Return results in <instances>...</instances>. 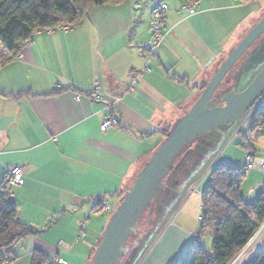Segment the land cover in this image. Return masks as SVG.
Segmentation results:
<instances>
[{
    "label": "crops",
    "instance_id": "crops-1",
    "mask_svg": "<svg viewBox=\"0 0 264 264\" xmlns=\"http://www.w3.org/2000/svg\"><path fill=\"white\" fill-rule=\"evenodd\" d=\"M157 1L95 6L67 33L35 34L19 59L0 44V91L12 94L0 97V184L8 167H22L25 181L11 203L20 221L39 229L15 246L17 258L8 264H31L34 248L63 260L55 264H89L112 211L165 128L190 108L255 20L256 0H202L192 16L181 11L189 0H166L168 32L147 64L141 43ZM96 80L103 100L89 93ZM23 90L36 96H13ZM112 115L120 124L102 131L103 118ZM238 142L226 139L194 175L197 190L188 186L179 196L140 264H171L197 238L201 192L212 169L245 166ZM257 144L255 157L264 161ZM263 191L264 173L247 172L244 199L254 202ZM99 198L109 209L96 206ZM263 249L264 234L248 260Z\"/></svg>",
    "mask_w": 264,
    "mask_h": 264
},
{
    "label": "trees",
    "instance_id": "trees-1",
    "mask_svg": "<svg viewBox=\"0 0 264 264\" xmlns=\"http://www.w3.org/2000/svg\"><path fill=\"white\" fill-rule=\"evenodd\" d=\"M117 1L0 0V44L12 54L14 59H19L22 48L28 46L27 42L35 34L43 32L49 34V28H58L64 25H70L72 29L95 6ZM190 1L192 0L185 3ZM231 72L226 80L232 75ZM237 79L238 72L232 75V83L228 87L233 89L232 85L237 83ZM206 84L199 88V95ZM221 89H225L224 85L221 86ZM1 96H12V94H5L0 91ZM13 96L23 98L36 95L29 90H23ZM246 121L247 125H243L237 131L238 145L246 153L250 152L255 156L257 152L255 146L264 136V102ZM171 126L172 124L165 128L164 137ZM188 149L189 147L181 154V165L185 163L186 157L189 155ZM210 177V182L201 192V216L203 220L199 223L198 236L171 264H231L264 220V191L254 202H247L242 196V185L246 178L245 166L238 167L221 163L212 169ZM171 181L173 179L170 178L165 190L168 189ZM165 190L164 192H166ZM125 192H123L118 205ZM13 198L8 196L7 186L2 182L0 184V264H8L14 261L17 258L14 253L15 246L23 239L35 235L39 231V229L19 220L17 206L11 203ZM104 202L106 201L103 198H99L96 206L102 207L100 209L102 210ZM155 210L156 206L152 213ZM144 220L145 218L140 222V228ZM143 232L142 228L139 235ZM206 234L210 235L212 239L211 251L205 250L202 244ZM144 236L145 233H143L142 238ZM49 260L51 259L39 248L32 250L31 264H47ZM243 264H264V249L257 252L252 259L245 260Z\"/></svg>",
    "mask_w": 264,
    "mask_h": 264
},
{
    "label": "water",
    "instance_id": "water-1",
    "mask_svg": "<svg viewBox=\"0 0 264 264\" xmlns=\"http://www.w3.org/2000/svg\"><path fill=\"white\" fill-rule=\"evenodd\" d=\"M263 34L264 16L222 61L190 108L175 119L112 212L89 264H126L132 240L141 231L139 224L154 211L167 182L182 163L181 154L205 133L249 117L261 105L264 67L243 90L221 86Z\"/></svg>",
    "mask_w": 264,
    "mask_h": 264
},
{
    "label": "rangeland",
    "instance_id": "rangeland-1",
    "mask_svg": "<svg viewBox=\"0 0 264 264\" xmlns=\"http://www.w3.org/2000/svg\"><path fill=\"white\" fill-rule=\"evenodd\" d=\"M150 2H152V0H142L143 6ZM143 6L142 8L145 11V8ZM252 6L255 11L253 15L255 16V20L253 21L254 24L250 26L251 28L264 16V0H256L252 3ZM234 15H236L238 19L240 18L237 14ZM232 16H230L231 18L229 17L230 20L235 17ZM257 19L259 20L257 21ZM248 25L249 24L247 23L246 27ZM1 48L2 47L0 46V49ZM234 48L228 49L227 56ZM1 59L2 57L0 56V60ZM263 67L264 34L261 36L260 45L256 46L255 50L253 49V47H251L249 51L246 52L237 63L236 68H238L239 70V76L237 83L232 85L233 90L239 91L246 88ZM225 83L226 80L224 81L223 85H225ZM262 100H264V94L259 102ZM246 120L247 116H244L242 119L233 122L225 127L211 130L190 144L188 149L189 155L186 157L185 163L177 168V170L173 173L171 177L173 181L170 182V186H168V189L165 190L166 192H164V194L161 196L159 202L156 205L155 212L152 213L150 217L149 213L145 215V220L141 225V229L143 228V233H145V236L142 238V233L141 235L138 234L133 238L131 254L128 257L126 264L141 263L140 261H142V259L145 257V251L147 250L149 245V248L151 247V244L153 243L152 241L155 239L159 228L171 216L169 214L173 211L179 199V196L183 195L186 192V189L188 190V186H192L190 183L191 179L197 172H199L206 166V164L217 153L218 149L226 139L229 143L233 142V140L239 141V137L236 135V133L240 127H242L243 125H247ZM257 148L260 149V152L264 153V137L257 144ZM188 191H190V188ZM211 246L212 239L210 235L206 234L203 238V247L205 250L211 251ZM248 256L247 258H245L246 261L248 260Z\"/></svg>",
    "mask_w": 264,
    "mask_h": 264
},
{
    "label": "built area",
    "instance_id": "built-area-1",
    "mask_svg": "<svg viewBox=\"0 0 264 264\" xmlns=\"http://www.w3.org/2000/svg\"><path fill=\"white\" fill-rule=\"evenodd\" d=\"M200 1L201 0H192L188 3H184L181 6V11H184L191 16L196 14ZM169 11H170V7L167 1L159 0L156 2V4L154 5V7L150 12L149 38L141 43V48L146 53V58L148 60L147 64L157 55V52L166 37V34L168 32L167 19H168ZM59 30L63 33H67L69 32V30H71V26L64 25L58 28H49L48 33L54 34L56 31ZM38 32L40 33V31ZM33 42L34 41L31 39L29 42H27V45L31 46ZM89 93L95 94L97 99L103 100L104 98L101 92V84L98 80H96L94 87L89 90ZM80 97L81 95L78 94L77 99H80ZM261 102L263 103L264 100H262ZM118 123H119V119L116 116L113 115L105 116L101 122V130L106 131L109 128L118 125ZM245 170L246 173L251 170H256L264 173V161L256 159V157L252 153L247 152L245 155ZM24 181H25L24 173L21 166L17 165L7 168V172L3 182L7 186V193L10 198L14 197V188L23 185ZM196 190L197 187H195V185L190 187V192ZM103 208L109 209V203L104 202ZM202 220H203L202 216H199V223L202 222ZM199 229H200V225H199ZM263 234H264V220L261 223L258 230L256 231V233L254 234V236L250 239V241L247 243L244 249L234 258L231 264H243L245 262L244 261L245 258H247L251 250L257 245L258 241L260 240ZM84 236H85L84 223L80 222L79 238H83ZM61 262H63V260L59 256H55L53 259L49 260L47 264H55Z\"/></svg>",
    "mask_w": 264,
    "mask_h": 264
},
{
    "label": "flooded vegetation",
    "instance_id": "flooded-vegetation-1",
    "mask_svg": "<svg viewBox=\"0 0 264 264\" xmlns=\"http://www.w3.org/2000/svg\"><path fill=\"white\" fill-rule=\"evenodd\" d=\"M260 42H261V38H259V39L256 41V43L252 46L254 50H255L256 46L260 45ZM257 44H258V45H257ZM236 66H237V65H236ZM236 66H235L234 69H232L233 71L231 70V71H232V72H231L232 75H234L236 72H239V70H238V68H236ZM232 75L229 76L228 79L226 80V83H225V85H224L225 88L231 85V83H232ZM256 109H257V108H256ZM256 109H254V111H255ZM254 111H253V112H254ZM253 112H252V113H253Z\"/></svg>",
    "mask_w": 264,
    "mask_h": 264
},
{
    "label": "clouds",
    "instance_id": "clouds-1",
    "mask_svg": "<svg viewBox=\"0 0 264 264\" xmlns=\"http://www.w3.org/2000/svg\"><path fill=\"white\" fill-rule=\"evenodd\" d=\"M262 104V103H261ZM247 116V115H246Z\"/></svg>",
    "mask_w": 264,
    "mask_h": 264
}]
</instances>
